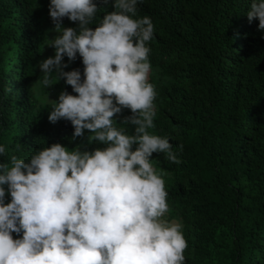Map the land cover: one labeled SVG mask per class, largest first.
<instances>
[{
    "label": "trees",
    "instance_id": "16d2710c",
    "mask_svg": "<svg viewBox=\"0 0 264 264\" xmlns=\"http://www.w3.org/2000/svg\"><path fill=\"white\" fill-rule=\"evenodd\" d=\"M114 0H97L102 19ZM50 0H0V143L29 158L61 143L103 148L90 131L74 138L71 121L49 120L51 100L72 86L62 78L43 89L39 64L53 56L58 33ZM251 0H139L148 15L149 81L156 87L151 132L168 136L179 163L153 153L166 182V218L184 225L186 264H264V30L249 21ZM67 17L65 27H76ZM97 25L93 24V29ZM65 71L79 69L82 58ZM50 100V101H49ZM125 108L116 115L123 124ZM129 134L135 126L127 125ZM10 195L6 203L10 202ZM14 238L17 234L13 233ZM22 235V234H20Z\"/></svg>",
    "mask_w": 264,
    "mask_h": 264
},
{
    "label": "clouds",
    "instance_id": "9594fccd",
    "mask_svg": "<svg viewBox=\"0 0 264 264\" xmlns=\"http://www.w3.org/2000/svg\"><path fill=\"white\" fill-rule=\"evenodd\" d=\"M138 3L114 0L115 10L101 19L97 0H50L58 35L48 39L55 53L40 62L37 83L46 89L63 78L78 95L64 90L49 100V120L71 121L74 138L89 130L105 147L53 143L27 159L13 154L0 162V264H186L184 225L166 218V182L152 159L163 153L180 162L169 137L150 131L155 27L148 15L137 18ZM246 14L264 30V0H251ZM65 17L77 26L65 27ZM78 54L83 76L65 71L64 58ZM125 108L132 114L118 123ZM6 152L0 143V157Z\"/></svg>",
    "mask_w": 264,
    "mask_h": 264
},
{
    "label": "rangeland",
    "instance_id": "374dc122",
    "mask_svg": "<svg viewBox=\"0 0 264 264\" xmlns=\"http://www.w3.org/2000/svg\"><path fill=\"white\" fill-rule=\"evenodd\" d=\"M41 70V69H40Z\"/></svg>",
    "mask_w": 264,
    "mask_h": 264
}]
</instances>
